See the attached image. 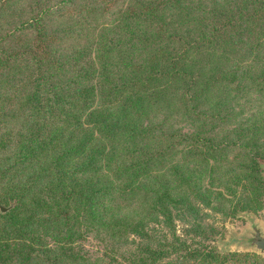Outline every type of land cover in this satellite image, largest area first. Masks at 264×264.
<instances>
[{
    "label": "trees",
    "instance_id": "1",
    "mask_svg": "<svg viewBox=\"0 0 264 264\" xmlns=\"http://www.w3.org/2000/svg\"><path fill=\"white\" fill-rule=\"evenodd\" d=\"M263 195L264 0H0V264H264Z\"/></svg>",
    "mask_w": 264,
    "mask_h": 264
},
{
    "label": "rangeland",
    "instance_id": "2",
    "mask_svg": "<svg viewBox=\"0 0 264 264\" xmlns=\"http://www.w3.org/2000/svg\"><path fill=\"white\" fill-rule=\"evenodd\" d=\"M243 214L252 216L255 222L263 229L264 228V195L261 197V206H260V209L257 210V212L253 213L250 211H243V212L236 213L233 217H225V218H221L220 215L212 213L210 216L206 217L205 221L212 224L216 229L212 240H209L210 244L215 246L217 250L220 251L222 248V242L227 241L230 233H234L235 235H240V234L245 233L247 230H249V222ZM180 227L181 226L179 224L177 226L178 230H180ZM82 244H83L84 249H86L89 252L97 248V243L95 242V240L91 238L85 239L82 242ZM226 247H227V251L254 253L250 251L249 249H243L240 247H236L233 243L229 244ZM258 256L264 259V255L262 256L258 255Z\"/></svg>",
    "mask_w": 264,
    "mask_h": 264
},
{
    "label": "water",
    "instance_id": "3",
    "mask_svg": "<svg viewBox=\"0 0 264 264\" xmlns=\"http://www.w3.org/2000/svg\"><path fill=\"white\" fill-rule=\"evenodd\" d=\"M13 206L12 203L5 206L0 203V212H5ZM249 222V230L240 235L230 233L226 242H222V248L220 251H227L229 244H234L236 247L243 249H249L250 251L264 255V228L262 229L254 220L252 216L243 214Z\"/></svg>",
    "mask_w": 264,
    "mask_h": 264
}]
</instances>
